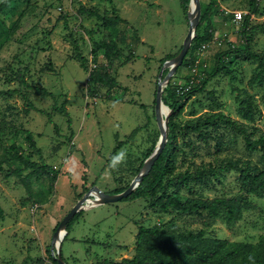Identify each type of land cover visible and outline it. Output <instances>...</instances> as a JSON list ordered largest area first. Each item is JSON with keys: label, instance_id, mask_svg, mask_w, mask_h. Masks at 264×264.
<instances>
[{"label": "rangeland", "instance_id": "obj_1", "mask_svg": "<svg viewBox=\"0 0 264 264\" xmlns=\"http://www.w3.org/2000/svg\"><path fill=\"white\" fill-rule=\"evenodd\" d=\"M248 2L217 0L211 19L212 40L196 49L191 45L186 64L180 65L171 78L176 90L200 84L213 70L217 53L242 46L243 20L235 22L233 13L241 11L244 16ZM113 14L127 22L111 30L116 48L105 58L95 45L108 37L102 18ZM1 21L0 209L4 216L0 222V264H56L50 253L51 237L70 205L93 186L108 193L128 187L146 154L154 149L160 135L154 115L158 74L168 60L164 58L179 52L188 21L178 0H16L1 14ZM261 23L264 0L257 1L249 25ZM251 47L252 51L264 52V31H255ZM78 54L85 58L87 70L108 67L118 85L88 92V72L81 68ZM231 68V76L212 78L184 103L175 118L178 125L220 112L264 134V81L251 80L257 63L236 60ZM166 87L162 103L168 107ZM242 98L252 105L247 116L239 112ZM62 103L70 124L66 116L52 109L53 104ZM171 115L172 111L168 120ZM27 132L40 154L29 146ZM214 136L221 141L212 139L208 145L192 136L195 146L182 144L179 136L185 154L179 158L178 169L183 171L192 162L241 159L264 172L263 150H247L243 138L224 127ZM15 149L28 162L48 168L31 179L28 188L22 177L30 169L12 158ZM113 150L114 155L126 154L115 168L110 167ZM238 176L237 171L225 172L209 184L193 183L195 195L186 188L179 194L210 200L244 193ZM88 203L71 225L69 236L78 240L62 241V255L68 264L131 258L139 226L159 224L176 232L202 231L207 238L242 243H256L264 237V194H249L247 209L233 225H227L222 216L205 212H162L151 208L147 198L90 208L92 201Z\"/></svg>", "mask_w": 264, "mask_h": 264}, {"label": "trees", "instance_id": "obj_2", "mask_svg": "<svg viewBox=\"0 0 264 264\" xmlns=\"http://www.w3.org/2000/svg\"><path fill=\"white\" fill-rule=\"evenodd\" d=\"M15 1L0 0V27L2 26L1 14ZM178 1L184 17L187 20L190 0ZM257 1L249 0L248 11L242 17V46L217 53L213 70L204 77L200 84L194 87H188L186 90L179 91L172 86V83H170L171 80L169 81L166 87L168 101L164 99V102L166 103L167 101L166 104L172 111V115L168 120V140L162 153L155 160L151 169L143 177L136 189L122 200L147 198L149 199V206L151 208L159 209L162 212H175L178 214L205 212L214 217L222 216L227 225H233L242 218L244 210L247 209L248 195L264 194L263 169L246 160L228 159L219 163L214 161L192 162L191 167H187L183 171L178 169L179 158L185 154L182 144L195 146V141L192 139V136H195L204 145H208L212 139L221 141V138L214 136V132L218 128L224 127L232 131L235 135L241 136L247 150L255 151L259 148L264 151L263 133L258 134L255 129H251L220 112L186 121L182 126L178 125L175 121L184 103L191 96L200 93L202 87L208 81L219 74L231 76L233 74L231 64L236 62V60L251 63L256 62L257 72L251 80L253 78H259L260 81H264V52L252 51L251 47L255 31H264V23L249 25L251 17L257 10ZM216 6L217 0H209L208 3L201 2V15L196 28V35L192 41L193 44H191L192 49L200 48L203 44L212 40L213 29L211 19L215 15ZM126 22V20L117 14L102 18V25L105 27L108 37H105V39L95 46L103 53L105 58H109L111 52L116 48L115 43L111 41V30H114L119 23ZM169 58L171 57L168 55L164 60ZM78 59L81 68L88 72V92L95 93L99 88H111L118 85V81L110 74L108 67L95 66V68L87 70L85 58L78 54ZM184 64H186L185 58L182 66ZM20 79L26 85L24 79L21 77ZM38 90L44 95L53 97L52 93L45 91L43 88H38ZM24 98L31 108V103L27 96H24ZM262 100L264 103V95ZM251 106L249 100L242 98L240 99L239 112L243 116H247L246 114L251 111ZM52 109L66 116L67 123H71L64 103L60 106L53 104ZM46 114L48 120H51L49 113ZM72 136L73 133H70V137ZM179 136L183 139L182 144L178 140ZM26 139L36 154H40L30 132H27ZM12 148L14 149L15 146L12 145ZM152 151L151 149L145 158ZM114 152L115 150L112 151L111 156L114 155ZM11 154L15 161L22 163L24 168L30 169L22 177V181L27 188L29 187L31 179L37 178L44 169H48L47 166L37 165L36 163L23 159L17 149ZM229 171H237L239 173L238 178L245 190L244 193L216 196L210 200L199 197L188 198L179 194L181 188H186L190 194L195 195V190L192 187L193 183L209 184L213 179L219 180L225 172ZM14 172L20 174L18 170H14ZM126 188L123 187L114 192L119 193ZM170 188L174 189L170 191ZM88 205L89 203L84 208ZM80 213L81 211L76 213L67 223V233L63 241L67 239L72 222ZM3 216V211L0 209V222L3 220ZM63 259L66 262L64 257ZM102 264H264V237L260 236L256 243H242L226 239L207 238L202 231L195 233L191 231L176 232L166 230L159 224L139 226L135 235L134 254L132 257L122 258L120 261H103Z\"/></svg>", "mask_w": 264, "mask_h": 264}, {"label": "water", "instance_id": "obj_3", "mask_svg": "<svg viewBox=\"0 0 264 264\" xmlns=\"http://www.w3.org/2000/svg\"><path fill=\"white\" fill-rule=\"evenodd\" d=\"M201 15V3L200 0H190L187 11V21H188V29L187 33L183 39L181 48L179 52L172 57L171 59L166 60L163 63V66L158 74V81L156 86L155 100H154V115L157 123V127L159 129V138L158 141L151 152V154L145 159L143 166L139 173L132 179L129 186L119 192V193H108L102 191L99 187L93 186L91 187L82 198H80L74 206L66 213V215L62 218V220L57 225L55 231L51 237V245H50V253L51 256L56 260L57 264H67L62 257V241L66 234V225L71 218L74 217L76 213L81 211L85 205L88 204V201H92L90 203V207H94L96 205L112 203L123 198H126L130 195L139 183L142 181L143 177L149 172L155 160L162 153L165 144L168 140V116L170 113V109L165 107L162 103V91L164 87L167 86L172 76L176 72L177 68L182 65V62L190 49L192 41L196 35V28L198 26ZM168 70L167 73L163 76V71ZM162 107L165 108L166 113L163 114Z\"/></svg>", "mask_w": 264, "mask_h": 264}, {"label": "clouds", "instance_id": "obj_4", "mask_svg": "<svg viewBox=\"0 0 264 264\" xmlns=\"http://www.w3.org/2000/svg\"><path fill=\"white\" fill-rule=\"evenodd\" d=\"M125 155L126 154L124 152H120L112 156L110 160V167L115 168L116 166H118L125 159Z\"/></svg>", "mask_w": 264, "mask_h": 264}, {"label": "crops", "instance_id": "obj_5", "mask_svg": "<svg viewBox=\"0 0 264 264\" xmlns=\"http://www.w3.org/2000/svg\"><path fill=\"white\" fill-rule=\"evenodd\" d=\"M45 204H47V203H45ZM74 204H75V203H72V204L70 205V207H73ZM56 205H57L58 207H62V206H63V207H68V204H65V203H56ZM70 207H69V208H70ZM70 232H71V230H70ZM70 232H69L68 237H67L66 240H71V241H74V242L77 241V240H78L77 238H75V237H70V236H69V235H70ZM66 240H65V241H66ZM65 241H64V242H65ZM64 242H63V243H64ZM62 246H63V244H62ZM91 264H93V263H91Z\"/></svg>", "mask_w": 264, "mask_h": 264}, {"label": "built area", "instance_id": "obj_6", "mask_svg": "<svg viewBox=\"0 0 264 264\" xmlns=\"http://www.w3.org/2000/svg\"><path fill=\"white\" fill-rule=\"evenodd\" d=\"M242 17H243V14H242L241 11H235V12L233 13V20H234L235 22H239V21H241ZM36 208H37V206L35 205V206H34V210H35Z\"/></svg>", "mask_w": 264, "mask_h": 264}, {"label": "bare ground", "instance_id": "obj_7", "mask_svg": "<svg viewBox=\"0 0 264 264\" xmlns=\"http://www.w3.org/2000/svg\"><path fill=\"white\" fill-rule=\"evenodd\" d=\"M162 112H163V114H165V113H166V110H165V108H164V107H162Z\"/></svg>", "mask_w": 264, "mask_h": 264}]
</instances>
